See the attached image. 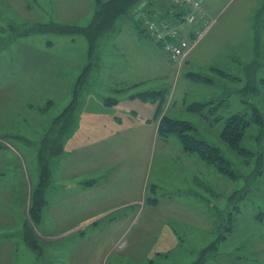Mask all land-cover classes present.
Masks as SVG:
<instances>
[{
	"label": "rangeland",
	"instance_id": "374dc122",
	"mask_svg": "<svg viewBox=\"0 0 264 264\" xmlns=\"http://www.w3.org/2000/svg\"><path fill=\"white\" fill-rule=\"evenodd\" d=\"M200 2L214 24L176 66L139 25L151 13L177 25L174 7L162 0H143L118 16L89 57L84 37L70 44L71 35L56 33L68 18L60 0H0V207L16 219L12 227L0 220V241L13 233L14 246L39 264H76L82 246L103 243L97 264H264V0ZM91 4L90 11L70 10L76 25L90 22ZM74 90L73 123L55 131ZM91 102L127 121L121 133L131 129L123 134L130 156L86 147L96 155L87 166L95 168L78 179L91 188L79 199L97 201L80 210L75 120ZM234 115L247 123L236 151L220 138ZM142 116L154 127L145 140L137 135ZM167 120L190 124L191 136L217 148L228 174L186 152L177 134H161ZM125 166L128 177L119 178ZM41 181L43 205L32 218L31 194ZM64 193L69 204L59 202Z\"/></svg>",
	"mask_w": 264,
	"mask_h": 264
},
{
	"label": "crops",
	"instance_id": "0c3cea01",
	"mask_svg": "<svg viewBox=\"0 0 264 264\" xmlns=\"http://www.w3.org/2000/svg\"><path fill=\"white\" fill-rule=\"evenodd\" d=\"M60 3L63 4L64 9L67 13V20L66 21H62V24H70V25H75V26H79V27H85L87 26L94 15H92V12L90 13L91 15L88 17L89 21L87 25L85 26H81V25H76L78 23V18L75 16V18H72L73 15L70 14V10L75 8V9H80V8H86L88 11H90L92 9V4H91V0H60ZM93 8L95 9L96 6V0H95V4H94V0H93ZM95 11V10H94ZM70 44H75L77 40H82V39H78V35L77 36H70ZM83 37V36H82ZM87 41V40H86ZM80 45H84L83 41H79ZM85 42V41H84ZM88 44V42H87ZM84 48L87 49L86 47V43L84 45ZM89 48V47H88ZM71 54V53H70ZM63 55H69L68 53L63 54ZM87 57H88V52H87ZM64 59H67V57H63ZM83 58V57H82ZM72 59V58H71ZM86 63V62H84ZM83 63H79L77 66L79 69H82L83 67ZM60 67L62 68V66L60 65ZM50 103V102H47ZM93 104V106L90 105H84L85 107L80 111H76V120L75 123L77 124V135H76V147L81 146L82 150H81V154H82V159L80 160V162H77V165L75 167V172H74V180L75 181V190H74V203L79 205V209H83V208H88L93 202H96L97 199H91L90 201L86 200V201H81V199H79V197H81L84 194H89L91 192V188H88L87 190H84L82 185L80 184L81 182H79V178L81 177V175H87L88 176L89 173H93L92 170L95 168V166L89 165V167L87 166V157L88 156H96L94 153L90 152H86V147H90L92 144L97 143V148L96 151L98 153H107V152H113V155L116 153H120L121 154H125L123 153L124 150H127V155L130 156V147L129 145H123V138L125 134H130L131 133V129L129 132H125V133H121V131H124V124L127 122L126 120H124V118L121 116H115L114 113L112 112H106L104 109L105 107L101 106V104L99 102H91ZM90 104V103H88ZM31 107V106H29ZM119 115V114H118ZM118 118L115 119V118ZM24 121H28V119H24V117L22 118ZM143 124L142 126H140L137 129V135L140 136V140H145V139H149L151 137V135L154 134V127L152 125H149V123H147L146 119L142 116V119H140V123L138 124ZM121 134L123 135V137L121 136ZM106 141H108L109 143L107 144ZM85 148V149H84ZM137 148V146H136ZM144 149V154H145V147ZM112 155V156H113ZM79 161V159H78ZM128 166V165H126ZM125 166V169L123 168V170L121 171V175L120 177L126 178L128 177V173H129V169L128 167ZM78 169V171H77ZM77 171V172H76ZM109 180L113 181V178L108 179V181L106 183L109 182ZM105 183V184H106ZM73 186V185H72ZM28 192V190H27ZM67 192V191H65ZM59 202L60 204H69V202L72 200L70 198L71 193H64L59 195ZM48 203L50 201L51 204V195L48 197ZM95 204V203H93ZM93 206V205H92ZM61 209V208H60ZM90 209V208H89ZM0 210H4V218H0L1 222H5V224L9 227H12L15 224V218L9 214L8 209H4L2 208V206L0 207ZM59 217L58 221L61 219H64L65 216H63L65 214V211H60L58 212ZM25 218L27 217V211L25 210ZM50 215V214H49ZM48 215V216H49ZM47 213L45 211L44 214V218L46 219L47 217ZM67 216V215H66ZM201 216V219L204 220L206 219V216L204 215H199ZM43 218V219H44ZM210 217L207 216V220H209ZM27 219H22V221L20 222V224L22 223V225L24 224V222ZM19 224V223H18ZM222 231V230H221ZM122 232V230H121ZM13 234V233H12ZM12 234L10 236H7L5 238H3V240L0 241V264H39V262H37L36 257L34 254H32L30 251H28V249H25L24 247H20V248H16L14 246V240L12 239ZM106 244L109 243H103V244H97L96 246H82L83 249V254H81V258L80 260L76 263V264H97L98 260L100 259V256L103 255V253L106 251L107 246H105ZM22 248V249H21ZM20 254V255H19ZM102 258V257H101Z\"/></svg>",
	"mask_w": 264,
	"mask_h": 264
},
{
	"label": "trees",
	"instance_id": "16d2710c",
	"mask_svg": "<svg viewBox=\"0 0 264 264\" xmlns=\"http://www.w3.org/2000/svg\"><path fill=\"white\" fill-rule=\"evenodd\" d=\"M141 1L143 0H107L105 2L104 1L101 2V0H96V7L93 18L87 26L79 27L70 24H55L56 28L59 30V32L56 33L60 35L83 36L88 42V47H89L88 57H89L90 50L94 44V41L98 37L112 30L113 24L118 16L127 15V11L132 7H134L135 5L139 4V2ZM151 12L152 10H150L149 13ZM150 17L151 18L153 17L152 13ZM140 19H139V25L140 23H142ZM152 19L157 20L155 17H153ZM178 19H179V15L176 11L175 22H177ZM138 31L140 34L143 33V36L147 37L144 34V32L140 29V26L138 27ZM156 43L162 49L161 44L158 42ZM163 53L165 54L164 51ZM75 95H76V91L74 90L70 104L63 110V112L60 115H58L55 118L53 125L54 126L53 129L55 131L57 129H61L64 122H66L69 126H71V124L73 123V114L75 111V101H76ZM55 125H58L59 127L55 129ZM246 125L247 123L241 115H234L232 117H229L225 122L223 131L220 134L221 140L232 150L235 151L240 150L239 143L243 138ZM192 128L193 127L187 123H179V122L167 120L161 122L159 130H161L160 132L163 135L171 134V133L177 134L180 143L186 152H192L197 154L203 161L214 165L220 172L224 174H228L222 165L224 159L220 155V152L217 150V148L207 144L202 139H198L196 137L191 136L189 133L190 131H192ZM41 185L43 186L41 187ZM38 186H39L38 188L32 190V194H31L32 202L30 207L31 208L30 213H32V218H39L40 216V209L43 205V200H44L43 193L41 195L40 192L44 191V189L47 186V182L41 181ZM222 229L220 233L225 232V228L222 227ZM31 240L34 241V239ZM33 241H31L30 243L28 242V246H30L31 249L36 250L38 252L39 247L37 248L36 244H34Z\"/></svg>",
	"mask_w": 264,
	"mask_h": 264
},
{
	"label": "built area",
	"instance_id": "2783aa9c",
	"mask_svg": "<svg viewBox=\"0 0 264 264\" xmlns=\"http://www.w3.org/2000/svg\"><path fill=\"white\" fill-rule=\"evenodd\" d=\"M179 15L177 25L144 17V30L161 44L169 62L180 66L211 30L214 22L204 15L200 0H162Z\"/></svg>",
	"mask_w": 264,
	"mask_h": 264
},
{
	"label": "water",
	"instance_id": "95a60500",
	"mask_svg": "<svg viewBox=\"0 0 264 264\" xmlns=\"http://www.w3.org/2000/svg\"><path fill=\"white\" fill-rule=\"evenodd\" d=\"M223 230V229H222Z\"/></svg>",
	"mask_w": 264,
	"mask_h": 264
}]
</instances>
